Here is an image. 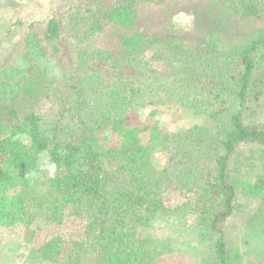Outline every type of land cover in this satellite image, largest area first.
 <instances>
[{
  "label": "trees",
  "instance_id": "obj_1",
  "mask_svg": "<svg viewBox=\"0 0 264 264\" xmlns=\"http://www.w3.org/2000/svg\"><path fill=\"white\" fill-rule=\"evenodd\" d=\"M138 2L76 0L42 33L32 28L21 57L0 71V228L25 226L33 236L41 210L39 225L51 233L33 254L43 264H157L182 250L152 235L155 219L192 217L207 235L206 263L239 264L225 221L248 208L240 197L257 205L249 228L264 224V25L235 31L228 47L217 38L222 14L261 20L264 0H214L194 48L177 24L150 30ZM105 22L120 27L117 43L90 49ZM63 30L80 47L66 78L48 70ZM165 97L191 124L170 130L161 121L152 105ZM247 147L257 150L252 177ZM45 162L56 164L54 176ZM168 188L190 197L169 205Z\"/></svg>",
  "mask_w": 264,
  "mask_h": 264
},
{
  "label": "rangeland",
  "instance_id": "obj_2",
  "mask_svg": "<svg viewBox=\"0 0 264 264\" xmlns=\"http://www.w3.org/2000/svg\"><path fill=\"white\" fill-rule=\"evenodd\" d=\"M99 1L106 5L112 3V0ZM158 2L160 3L151 0H139L136 8L140 19L144 20V24L148 25L154 33H157L158 27L163 24H177L176 26L184 31L185 36L193 41L191 48L199 47L207 36V28L203 20L204 10L210 7L212 12L216 13V9L219 7L214 3V0H159ZM75 3L76 0H0V71L12 62L18 61L21 57L25 38L32 28L38 33H42L48 19L58 14L65 15L74 7ZM220 8L223 11L222 6ZM223 12L226 13V11ZM226 14H222L224 17L223 30L220 31L217 38L219 44L225 47H228L230 37L235 31L253 32L264 25V19L252 21L251 23L241 21L232 8ZM120 33L121 29L117 24L105 22L104 29L94 36L92 44L88 43L91 44L88 46L90 49L95 48L98 50L113 49ZM77 45L72 35L63 30L60 39L61 50L59 53L53 51L50 53L48 70L60 78L69 76L77 64L80 50ZM85 45L83 44L84 47ZM191 52L193 51H190L189 54ZM169 56L181 60L187 57L185 54L175 56L170 54ZM165 60L167 61V58ZM191 65H193V61ZM188 67L189 65L185 70H189ZM165 99L166 97L163 100ZM163 100L155 98L153 103L155 105H152V107L154 106L159 110V118L167 124L170 130H176L183 127V125L188 126L191 124L193 120L190 118L192 116L177 112V107H171L176 106L175 103L167 99V101ZM42 109L45 110L46 107L43 106ZM262 118L264 120L263 113ZM246 149L248 155L244 163V174L245 177L248 174L252 177V174L256 173L258 160L257 154L250 149L256 150V148L247 147ZM44 164L42 163V167H44ZM165 195L166 201H168L166 203L169 205L190 197V193L187 194L185 191L174 188H168ZM246 200L244 197H240L239 202L248 204V208L246 210L242 209L240 213L232 215L230 220L225 221L229 225V247L234 253L239 254V264H261L264 261V224H257L255 227L249 228L251 215L255 212L257 205L255 200ZM43 216L45 214L41 210H33L34 223L30 230H32L31 234L34 235H30V237L26 236L27 228L25 226L17 227L18 225H16L10 228H0L2 238L0 264H43L33 254V249L44 241L47 233H51L42 231V229L48 230V228H44L47 227L46 225L42 227L39 225L44 218ZM172 216L163 214L155 219L152 226V235L166 242L169 241L172 246L182 251L165 256V259H161L157 264H207L205 260L208 256L209 243L200 241L201 238L207 236L206 233L199 232L198 228L193 227L194 220L192 217L187 221L183 217ZM59 234L65 235L66 239H75L73 235H67L66 231ZM24 237L29 238V240L25 241ZM189 250L191 254L188 252ZM174 257L176 260L171 263L170 258Z\"/></svg>",
  "mask_w": 264,
  "mask_h": 264
},
{
  "label": "clouds",
  "instance_id": "obj_3",
  "mask_svg": "<svg viewBox=\"0 0 264 264\" xmlns=\"http://www.w3.org/2000/svg\"><path fill=\"white\" fill-rule=\"evenodd\" d=\"M45 167H46L49 175L54 176L55 171H56V164L54 162H52V163L45 162Z\"/></svg>",
  "mask_w": 264,
  "mask_h": 264
}]
</instances>
